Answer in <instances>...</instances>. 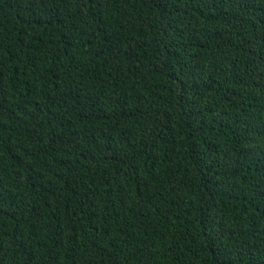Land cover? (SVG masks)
<instances>
[{"label": "trees", "instance_id": "obj_1", "mask_svg": "<svg viewBox=\"0 0 264 264\" xmlns=\"http://www.w3.org/2000/svg\"><path fill=\"white\" fill-rule=\"evenodd\" d=\"M0 264H264V0H0Z\"/></svg>", "mask_w": 264, "mask_h": 264}]
</instances>
